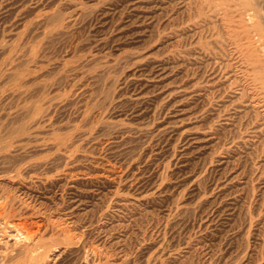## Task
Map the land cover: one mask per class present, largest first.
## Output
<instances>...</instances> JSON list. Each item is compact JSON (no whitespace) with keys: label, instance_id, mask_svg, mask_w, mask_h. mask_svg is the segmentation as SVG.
<instances>
[{"label":"rangeland","instance_id":"374dc122","mask_svg":"<svg viewBox=\"0 0 264 264\" xmlns=\"http://www.w3.org/2000/svg\"><path fill=\"white\" fill-rule=\"evenodd\" d=\"M4 196L0 264H264V0H0Z\"/></svg>","mask_w":264,"mask_h":264},{"label":"bare ground","instance_id":"6f19581e","mask_svg":"<svg viewBox=\"0 0 264 264\" xmlns=\"http://www.w3.org/2000/svg\"><path fill=\"white\" fill-rule=\"evenodd\" d=\"M8 202H9V197L8 196H4V197L0 198V238H3L4 236L5 237L7 236L6 235L7 234L6 230H7V225H9L8 222H7V212H8L7 211L8 210L7 209L8 208L7 204H8Z\"/></svg>","mask_w":264,"mask_h":264}]
</instances>
